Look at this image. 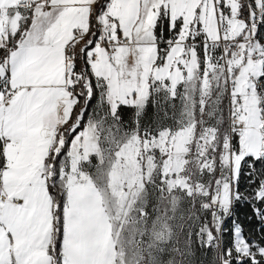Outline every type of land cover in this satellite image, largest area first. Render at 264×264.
<instances>
[{
    "label": "snow or ice",
    "instance_id": "snow-or-ice-1",
    "mask_svg": "<svg viewBox=\"0 0 264 264\" xmlns=\"http://www.w3.org/2000/svg\"><path fill=\"white\" fill-rule=\"evenodd\" d=\"M244 7L0 0V264H264L236 220L222 239L241 201L264 224V0Z\"/></svg>",
    "mask_w": 264,
    "mask_h": 264
},
{
    "label": "rangeland",
    "instance_id": "rangeland-1",
    "mask_svg": "<svg viewBox=\"0 0 264 264\" xmlns=\"http://www.w3.org/2000/svg\"><path fill=\"white\" fill-rule=\"evenodd\" d=\"M242 2L245 5V8L247 9V3L249 2V0H242ZM260 35L264 36V27L260 29ZM256 167L257 169L264 168V164H257ZM247 172H248L247 164H244L243 173L240 178V191L241 192L249 191ZM207 178H208L207 176L204 177V179H207ZM196 214L200 216L201 218L207 217L210 219V213H203L200 211L199 203L196 204ZM233 220H236L242 225L244 229V235L246 237H251L253 239L255 238L264 239V224H261L259 221L253 218L251 208L248 207L243 201H241L240 203L236 204L233 207L231 218H228L225 220L224 229L226 230L229 244H231V240H232V236L229 232V229L231 228ZM163 259L167 260L169 259V256L166 255L163 257Z\"/></svg>",
    "mask_w": 264,
    "mask_h": 264
},
{
    "label": "crops",
    "instance_id": "crops-1",
    "mask_svg": "<svg viewBox=\"0 0 264 264\" xmlns=\"http://www.w3.org/2000/svg\"><path fill=\"white\" fill-rule=\"evenodd\" d=\"M242 2V0H241ZM243 3V2H242ZM246 11V8L242 9V17L244 18V12ZM159 31V29H158ZM167 32L165 33V38H167ZM177 105H179V101H176ZM95 104V101H93V106ZM89 112H91V106L89 107ZM124 114L125 118L128 119L131 115V111L129 109H124ZM155 118V109L153 108L151 102L148 105L147 108V117L146 119H154ZM203 220V218H201ZM225 233L223 234V242L225 246H230L226 230L224 229ZM256 240H261L262 238H255ZM193 257L192 259V264H213V259L215 256V252L213 249H203L200 248L199 245H194L193 247Z\"/></svg>",
    "mask_w": 264,
    "mask_h": 264
},
{
    "label": "trees",
    "instance_id": "trees-1",
    "mask_svg": "<svg viewBox=\"0 0 264 264\" xmlns=\"http://www.w3.org/2000/svg\"><path fill=\"white\" fill-rule=\"evenodd\" d=\"M244 18H247V9H246V11L244 12ZM83 104V101H81V105Z\"/></svg>",
    "mask_w": 264,
    "mask_h": 264
}]
</instances>
